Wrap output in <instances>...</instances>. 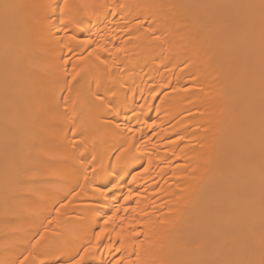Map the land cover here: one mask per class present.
I'll return each mask as SVG.
<instances>
[{
	"label": "bare ground",
	"instance_id": "bare-ground-1",
	"mask_svg": "<svg viewBox=\"0 0 264 264\" xmlns=\"http://www.w3.org/2000/svg\"><path fill=\"white\" fill-rule=\"evenodd\" d=\"M47 2L0 0V264H260L259 0Z\"/></svg>",
	"mask_w": 264,
	"mask_h": 264
},
{
	"label": "snow or ice",
	"instance_id": "snow-or-ice-1",
	"mask_svg": "<svg viewBox=\"0 0 264 264\" xmlns=\"http://www.w3.org/2000/svg\"><path fill=\"white\" fill-rule=\"evenodd\" d=\"M52 4H53V0H48V2H47L45 5H43V7L47 10L48 14H51V12L53 11ZM3 6H4L5 9L11 7V5H8V4H5V5H3ZM252 6H256V5H252ZM258 6H259V8H260V10H261V14H262V23H264V0H259V5H258ZM112 8H113V6H112L111 4L107 6V9H112ZM58 10H59V15H60V24H61L62 30H63L65 33H67V32L69 31V28L67 27V25H70V22H69V21H66V19H65V16H66L67 14H66V12H65V10H64V0H61V3H60V5H59ZM104 12H105V11H104ZM104 12H103L102 14H101V13L93 14V18H92V19H97V18L101 17V16L104 14ZM76 19H78V21H79V17H78V16L76 17ZM139 23H140V22L137 21V24H138V25H139ZM75 26H76L77 28H79V27H80L79 22L76 23ZM69 39H73V40H75L76 37H75V36H70ZM82 43H84V44H86V45H90V44H91V41H90L89 39L86 38V39H84V40L82 41ZM103 51H105V49L102 47L101 44L97 43V44H96V47L93 48V49L91 50V52H89V55H90V56H95L97 60H100L101 58H100L99 56H97L96 53H97V52H103ZM115 51H116L117 53H119V52H122L123 49H121V48H117ZM73 79H75V77H73ZM69 84L71 85V81H69ZM96 99L102 101L103 98L97 96ZM65 110H67V106H65ZM125 151H126V148H122V149L120 150V153L122 154V153H124ZM120 159H121V156H120L119 154H117V163H119ZM137 175H139V173H137ZM133 179H135V177H133ZM110 219H111V217H109L108 219H106V220L104 221V225H107V223H108V221H109ZM122 230H123V223H122V226H121V231H119V232L116 233V235H117L118 237H120L121 242L123 241ZM107 231H108V229H107L105 226L102 225V226L100 227L99 231L96 232V239L99 240V238H100L105 232H107ZM137 235H139V233H137ZM41 236H43V233H41ZM33 246L35 247V245H33ZM84 251L87 252L88 249H85ZM117 251H120V249H117ZM82 257H83V253L81 254V258H82ZM22 264H23V262H22ZM74 264H81V260L78 259V260L74 261ZM260 264H264V259H262V260L260 261Z\"/></svg>",
	"mask_w": 264,
	"mask_h": 264
},
{
	"label": "clouds",
	"instance_id": "clouds-1",
	"mask_svg": "<svg viewBox=\"0 0 264 264\" xmlns=\"http://www.w3.org/2000/svg\"><path fill=\"white\" fill-rule=\"evenodd\" d=\"M109 0H64L65 19L71 24L78 23L76 17L93 18V14L103 13Z\"/></svg>",
	"mask_w": 264,
	"mask_h": 264
}]
</instances>
